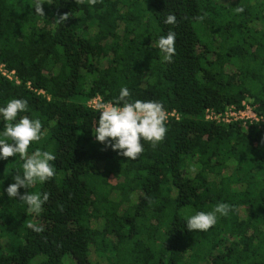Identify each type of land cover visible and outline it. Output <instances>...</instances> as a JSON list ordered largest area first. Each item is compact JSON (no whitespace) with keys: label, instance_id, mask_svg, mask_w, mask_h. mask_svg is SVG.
<instances>
[{"label":"trees","instance_id":"trees-1","mask_svg":"<svg viewBox=\"0 0 264 264\" xmlns=\"http://www.w3.org/2000/svg\"><path fill=\"white\" fill-rule=\"evenodd\" d=\"M44 2L45 17L35 0H0V64L13 72H0V107L26 100L17 121L42 123L29 154L56 156L53 178L19 190L50 194L39 214L5 192L24 161L0 159V264H264V123L207 116L245 102L264 117V0ZM169 29L172 63L157 47ZM123 87L168 115L165 139L142 140L136 160L94 136L96 104ZM218 203L227 216L187 230Z\"/></svg>","mask_w":264,"mask_h":264},{"label":"clouds","instance_id":"clouds-1","mask_svg":"<svg viewBox=\"0 0 264 264\" xmlns=\"http://www.w3.org/2000/svg\"><path fill=\"white\" fill-rule=\"evenodd\" d=\"M90 5H95L98 0H88ZM44 0H35L33 6L35 13L45 17L42 7ZM76 3H83V0H76ZM244 8H236V12L242 13ZM69 13L58 14L54 24H65L68 21ZM197 20H203L198 16ZM165 24L176 25L175 14H168L164 20ZM177 33L169 29L166 36H161L157 47L164 54L162 59L172 63L176 54ZM130 90L123 87L116 103H97L95 110L99 113L94 136L97 141L118 151V155L128 160H136L144 151L142 140L148 141L153 147L165 139L167 132L166 121L168 115L164 105L157 101H141L130 99ZM120 102L123 105L120 106ZM28 109V102L23 99H11L5 107H0V116L5 122L3 132L0 133V159L19 156L23 160V173L17 172L13 177V183L9 184L5 192L8 198L18 199L25 202L29 207L28 211L39 214L43 211V205L49 200L50 194L44 192L33 194L29 191L21 194V188L29 189L37 181L43 183L55 176L53 162L56 156L49 151L36 149L29 154V147L33 142H38L42 137V123L40 119H30L28 116H21L17 121L19 113ZM149 201L151 198L149 197ZM232 206L227 203H218L210 212H197L186 220V227L189 232L208 231L217 223V214L227 216ZM28 228L37 233L44 231L42 225L28 224Z\"/></svg>","mask_w":264,"mask_h":264},{"label":"built area","instance_id":"built-area-1","mask_svg":"<svg viewBox=\"0 0 264 264\" xmlns=\"http://www.w3.org/2000/svg\"><path fill=\"white\" fill-rule=\"evenodd\" d=\"M0 72L7 76L11 77V74H13L12 71L8 72L3 68V65L0 64ZM96 101H93V104H95ZM207 116L215 120L217 122L223 121L225 123L230 122L232 120H241L243 122L246 121H261L264 123V117H258L252 107L249 104H246L245 102L243 103V108L241 109H236L234 106H229L227 107L223 112H214L211 109L207 111Z\"/></svg>","mask_w":264,"mask_h":264},{"label":"rangeland","instance_id":"rangeland-1","mask_svg":"<svg viewBox=\"0 0 264 264\" xmlns=\"http://www.w3.org/2000/svg\"><path fill=\"white\" fill-rule=\"evenodd\" d=\"M96 259H98V261H99L100 263L103 262V261H102L101 259H99L98 257H95V256H94V257L92 258V260H96Z\"/></svg>","mask_w":264,"mask_h":264}]
</instances>
